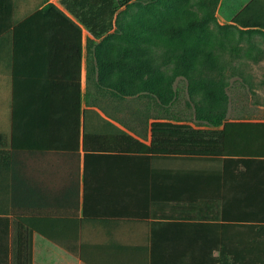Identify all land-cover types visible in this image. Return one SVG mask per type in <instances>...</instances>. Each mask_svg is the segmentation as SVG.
I'll return each instance as SVG.
<instances>
[{"label": "crops", "instance_id": "0c3cea01", "mask_svg": "<svg viewBox=\"0 0 264 264\" xmlns=\"http://www.w3.org/2000/svg\"><path fill=\"white\" fill-rule=\"evenodd\" d=\"M50 3L81 36L55 10L20 27ZM123 9L96 37L62 0H0V264H21L26 236L30 264H264V157L141 150L156 118L125 110ZM217 15L264 32V0H220Z\"/></svg>", "mask_w": 264, "mask_h": 264}, {"label": "rangeland", "instance_id": "374dc122", "mask_svg": "<svg viewBox=\"0 0 264 264\" xmlns=\"http://www.w3.org/2000/svg\"><path fill=\"white\" fill-rule=\"evenodd\" d=\"M120 18L126 58L136 57L139 68L125 66V90L134 85L144 94L141 102L126 95L129 115L137 106L145 117L206 126L197 114L223 103L226 119L264 118V32L221 23L217 0H134ZM206 58L212 62L204 67ZM205 73L223 75L226 84Z\"/></svg>", "mask_w": 264, "mask_h": 264}, {"label": "trees", "instance_id": "16d2710c", "mask_svg": "<svg viewBox=\"0 0 264 264\" xmlns=\"http://www.w3.org/2000/svg\"><path fill=\"white\" fill-rule=\"evenodd\" d=\"M132 1L134 0H62V3L94 36L100 37L112 29L114 14L121 7L128 5ZM219 1L220 0H217V7ZM51 10H55L62 18L69 21L75 26L77 34L79 36L82 35L81 27L74 22L72 18L59 10L53 3H50L45 9L28 17L26 21L20 24V27L26 26V24L32 20L46 16ZM121 14H118L117 18V34L121 36L123 40L121 28H123L124 21L120 18ZM100 19L106 20V25L98 24ZM232 21L237 25H242V22L236 19ZM210 61V58H206L203 61V66H210L212 62ZM108 64L116 65L115 57H113V59H108ZM117 65L119 69L120 67L122 68L123 74L125 66L130 67L129 69H139L137 68L138 62L136 57L129 60L126 58L123 44L121 49L118 48ZM183 74L195 79L194 74H188L184 70ZM203 76L209 77L210 81L216 86L222 87L226 84V82L220 78L223 77V75L215 78L216 76H214L213 73H205ZM123 77L124 76H122V98L126 99V95L129 94L134 97L135 101L141 102L144 94L139 93L134 85L125 90ZM118 97H120L119 91ZM222 98H224V96H222ZM211 106L213 107L205 106V111L203 113L199 111L200 113L197 114L199 118L198 122L207 124L204 127L202 125L194 126L187 121H182L175 117L167 118V121L161 120L164 116L148 115L144 117L142 111L135 106L130 113L132 120L141 121L142 125H147L150 117L156 118L150 124V144L139 142L142 147L141 150L146 154L155 156L182 158L224 157L237 158L241 160V162H244L246 158L250 157H264V121L228 120L226 119V106L223 105V103L211 104ZM123 123L127 128L135 131L133 126L127 121H123ZM121 134L124 138L135 140L126 132H122ZM7 146V136L0 133V157H4L5 147ZM18 259L21 264L24 261L27 264L31 263V236H26L25 240L21 241V245L18 247Z\"/></svg>", "mask_w": 264, "mask_h": 264}]
</instances>
